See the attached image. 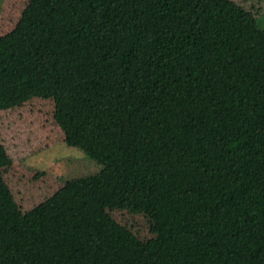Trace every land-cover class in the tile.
<instances>
[{"label": "trees", "instance_id": "1", "mask_svg": "<svg viewBox=\"0 0 264 264\" xmlns=\"http://www.w3.org/2000/svg\"><path fill=\"white\" fill-rule=\"evenodd\" d=\"M263 14L2 0L0 264H264ZM31 113L27 154L65 143L102 168L64 179L13 157L8 120Z\"/></svg>", "mask_w": 264, "mask_h": 264}, {"label": "rangeland", "instance_id": "2", "mask_svg": "<svg viewBox=\"0 0 264 264\" xmlns=\"http://www.w3.org/2000/svg\"><path fill=\"white\" fill-rule=\"evenodd\" d=\"M1 1L2 0H0V4ZM258 22L262 27H264V14L259 17ZM33 116H35L34 113H31L26 117L20 115L11 117V119L8 120L7 127L13 129L12 132L14 133L15 139L12 141H7L5 143L10 147L11 153L12 150L15 153L14 149L19 146L21 147V149L18 150L17 154H12L13 157L18 158L22 156L19 154L26 152V156H24V158L22 159V161L26 165L37 167L38 169L41 168L57 176H61L64 179L76 176L78 177L81 175H88L97 172L102 168L100 164L90 159L87 154L83 152V150L70 145H66L65 143L55 145L51 144V146L39 150L36 154L32 156H30L29 153L27 154L28 150L22 147L19 142L21 138H27L28 140L36 139V136L34 135V130H36L37 128L33 129V126L35 125V118ZM23 121L24 123L21 124ZM8 181L13 182L15 186L26 187L24 189L25 191H28L29 194L31 193V190H35L41 193L44 192V188L42 185H38L37 187L30 186L29 188V182H19V179L15 176L9 178Z\"/></svg>", "mask_w": 264, "mask_h": 264}]
</instances>
